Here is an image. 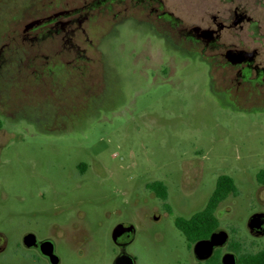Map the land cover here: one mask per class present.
I'll return each instance as SVG.
<instances>
[{
	"label": "rangeland",
	"instance_id": "rangeland-1",
	"mask_svg": "<svg viewBox=\"0 0 264 264\" xmlns=\"http://www.w3.org/2000/svg\"><path fill=\"white\" fill-rule=\"evenodd\" d=\"M95 1L0 0V264H49L27 232L53 241L58 264H113L117 223L135 228L134 264H196L173 219L202 210L221 174L237 193L218 228L264 249L247 225L264 214V94L148 0ZM66 4L78 11L62 26L29 27ZM155 180L171 214L146 190Z\"/></svg>",
	"mask_w": 264,
	"mask_h": 264
},
{
	"label": "flooded vegetation",
	"instance_id": "flooded-vegetation-1",
	"mask_svg": "<svg viewBox=\"0 0 264 264\" xmlns=\"http://www.w3.org/2000/svg\"><path fill=\"white\" fill-rule=\"evenodd\" d=\"M100 1L102 0H96L95 2ZM105 1L108 2L109 0ZM148 1V9H150L153 14L164 19L173 20L174 26L180 28L188 39H192V41H194V43L199 46L201 53L207 54L210 57L224 62L225 66L231 69V77L233 79L239 81L241 84H244L245 87L257 88L259 92L264 94V16L262 13H260V10H264V0ZM71 4H73V2ZM56 8V11L53 14L47 16L45 19H43V17H35L34 19L30 20L28 23L29 27L33 28L35 26L43 25L44 28L46 27V25L44 26L46 22L49 23V26L57 23L58 26H62L68 21V18L73 12L78 11V9H76L78 6H69L68 4H66V6L59 5ZM79 165L80 163L78 166ZM76 169L80 175H84L87 171V167L85 165ZM152 182L145 184L148 194L156 203H158L157 201L161 202L162 208L160 206V211H163L164 209L165 212L171 214L172 211L167 204V197L166 200L163 201L157 196L154 190L149 188V185ZM155 218L158 220V215ZM118 224H123L125 227L131 225L126 223H117L113 229ZM219 230L223 229H219L217 226L211 233ZM226 232L228 235L226 244L223 246L214 247L212 254L206 259H197L193 252V246L198 240L207 239L210 235L208 237H197L194 241H191L190 238L186 237L184 233L175 226L174 238L181 242L180 244L181 246L183 245L184 251L194 258L196 264H210L209 260L212 259L216 253L219 254V264H223L222 259L226 253L233 254L237 264L238 254L233 248H229V244L232 241L237 242L235 245H233V247H240L242 250L246 249L244 248V244L241 241L230 238V232ZM250 232L255 236L264 235L257 234L251 230ZM26 234H29V232L24 233L23 237ZM23 237L21 241L22 245L25 247H36L37 252L43 256V258L46 259L49 264H52L50 257L40 252L39 243L41 241L37 243L35 238V244L27 246L23 241ZM134 237L135 228L133 227V234L128 238V240L126 236H122V239H124V244L118 245L112 238L113 242L119 249L117 256L121 254L129 256L133 264L135 258L131 256L125 249L127 245H129L134 240ZM43 240H50L52 242L53 254L57 256L59 262V257L55 251V245L53 241L49 238H44ZM4 246L5 239L0 233V251L4 248ZM224 246H226V250L222 249ZM175 264L189 263H187L186 260H176Z\"/></svg>",
	"mask_w": 264,
	"mask_h": 264
},
{
	"label": "trees",
	"instance_id": "trees-1",
	"mask_svg": "<svg viewBox=\"0 0 264 264\" xmlns=\"http://www.w3.org/2000/svg\"><path fill=\"white\" fill-rule=\"evenodd\" d=\"M256 181L260 184H264V169L257 172ZM149 188L154 190L161 200H166V186L161 181L152 182ZM236 193L237 188L233 179L226 174L219 175L204 208L193 213L189 217H174L173 221L175 226L181 230L186 237L190 238L191 241H194L197 237H208L218 226V220L215 215L218 204L229 194L235 195ZM236 243L237 242L232 241L229 244V248H233L237 252V264H264V249L250 252L242 250L240 247H233ZM218 258L219 254L216 253L212 259L209 260V263L219 264Z\"/></svg>",
	"mask_w": 264,
	"mask_h": 264
},
{
	"label": "water",
	"instance_id": "water-1",
	"mask_svg": "<svg viewBox=\"0 0 264 264\" xmlns=\"http://www.w3.org/2000/svg\"><path fill=\"white\" fill-rule=\"evenodd\" d=\"M248 228L257 233L264 234V214L263 213H254L249 221ZM133 234V227L129 225L127 227L123 224H118L112 231V238L115 243L122 245L123 240L122 236L128 238ZM130 240V239H129ZM228 240L227 232L224 230L215 231L210 234L209 238L198 240L193 246V252L197 259H206L208 258L216 246H223ZM25 245L30 246L34 245L36 240L33 234H26L23 237ZM40 252L46 256L50 257L52 264H57L58 258L53 254V244L50 240H42L39 243ZM223 264H236L235 256L231 253H226L223 256ZM113 264H133L131 258L126 255H118Z\"/></svg>",
	"mask_w": 264,
	"mask_h": 264
}]
</instances>
